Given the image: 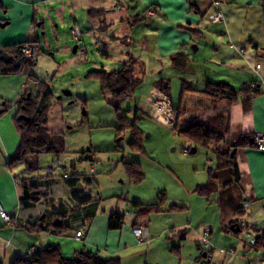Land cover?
Wrapping results in <instances>:
<instances>
[{"label":"rangeland","instance_id":"374dc122","mask_svg":"<svg viewBox=\"0 0 264 264\" xmlns=\"http://www.w3.org/2000/svg\"><path fill=\"white\" fill-rule=\"evenodd\" d=\"M63 2L65 8L62 16L60 11L63 9ZM63 2L37 6L35 26L40 23L42 26L31 28L34 38L38 40L35 45L40 51L38 62L33 66L31 75L51 96V111L47 119L48 130L62 134L65 155L61 158L67 156L68 163L69 161L82 163L77 165L80 168L78 172L85 170V174H88L89 163L86 161L94 162L96 168L93 179L101 191L96 221L108 216L104 213H121L125 216L121 228L123 229L131 220L129 215L134 217L137 210L155 205L158 210L150 211L145 218L148 233L156 232L154 237L149 239L148 245L143 241V245H139L146 250L147 255L130 258L123 263L120 260L121 264H264L262 249L264 248V217L259 214L258 217L255 216L254 221L247 222H244V218L240 219L246 224V229L253 226L254 229L263 231V238H258L255 245L249 246L253 248L251 251L244 252L242 244L249 245L253 232L225 236L220 228L216 194L206 199L194 193L197 187L204 186L208 182L210 174L216 180L217 173L228 171L232 175L233 170H219L218 165L223 161L217 159L211 150L197 147L194 154L185 153L187 140L177 134L180 122L177 123L176 120L174 128H169L170 126L152 119L149 114L150 107L147 101L156 90L155 84L159 82L168 84V100L173 113L176 114L174 110L177 108H182L185 113L180 114V118L184 120L190 118L194 120L201 114V105L195 102L196 97L193 98L191 94L182 92L181 82L186 81L196 89L201 86L202 75L197 72L192 76L189 71L202 69L205 62L203 57H210L212 50L207 47V54H204L203 46L196 53V62L191 60L182 71L174 69L170 62H164L162 65H158L155 61L143 62L145 75L140 84L127 100L114 103L109 93L101 92L99 82L93 73L117 71L124 62L119 54V50L123 49L122 46L102 40L106 37V29H109L110 36L117 34L118 28H114L115 17L110 18V26L107 19L101 18L102 22L99 21L96 27L99 30L90 32L95 26L91 24L90 27L87 14L82 9L84 6L77 4V8L73 9L65 3L66 1ZM51 6H54V9ZM134 8L136 11V7ZM121 12L123 16H128V9ZM146 12L147 10L144 12L145 16H147ZM73 18L76 24L73 23ZM207 21V18L203 19V26H208ZM150 22L151 20L143 18L142 23L147 25L144 28H152ZM7 28L10 27H6L5 30ZM77 28L81 33L79 41L72 38V31ZM186 29L190 28L186 27ZM251 31L252 29L248 30ZM105 43H107L106 48ZM122 43L125 44L124 39ZM224 44L226 45L225 42ZM213 67L207 68L212 70ZM134 70L137 76L139 67L134 66ZM248 79V76L241 74L234 81L233 84L236 86L234 88L246 86L249 84ZM25 91L36 97L39 88L32 81ZM64 91L70 92L71 95H63ZM40 102L41 100L39 104ZM6 106H8L6 112L0 115V165L6 172L4 174L0 170L1 198L10 193L9 174L12 182L14 177L18 180L32 178V174L35 176L33 178L41 177L46 174L48 167H56L51 162L52 157L46 153L31 155L26 159V163H16L10 168L6 167L5 162L9 156H12L20 140L13 121L18 107L16 103H6ZM117 118H125L131 128L119 131ZM200 120L195 119L193 122L198 124ZM232 140V137H227L222 144L216 146L217 152L224 153ZM131 144H136L137 149H132ZM87 156L89 159L86 158ZM124 163L138 164L143 175L140 184H133L128 180L123 169ZM27 166L36 171L28 172ZM60 173L55 171L56 175ZM212 182L217 190L220 187L217 180ZM44 196L46 192L40 197ZM45 201L47 200L44 198ZM134 203L140 206L135 208ZM173 205L182 208V211H170ZM221 205L224 212H229L227 204ZM12 213L15 214L14 211ZM35 223L29 224L32 226ZM179 227H181L180 233L175 231ZM210 230L212 235L207 240L213 255L212 261H207L202 258L207 250L200 244L203 232ZM118 231L120 230L106 229L105 235L99 233L96 236L99 241L96 246L107 248L106 239L110 241L113 234ZM182 234L185 235V241L180 244L179 239ZM86 237L82 241H76L74 232H67L61 236L48 232L37 234L7 227L0 220V264H10L14 258H22L30 254L31 248L40 251L48 246H59L62 256L68 259L80 252L101 254L96 247H89ZM113 240L108 245H112ZM3 243H8L5 252L2 249ZM230 251L232 254L229 253ZM132 252L134 251L129 253Z\"/></svg>","mask_w":264,"mask_h":264},{"label":"crops","instance_id":"0c3cea01","mask_svg":"<svg viewBox=\"0 0 264 264\" xmlns=\"http://www.w3.org/2000/svg\"><path fill=\"white\" fill-rule=\"evenodd\" d=\"M63 1H66L65 3H68L73 9L77 8V4L84 6L82 9L87 14L90 27L95 26L94 29L89 27L90 32L99 30L96 27L99 21L102 22L101 18L107 19L109 23L110 18L115 17L114 28H118L117 34L110 36L109 29H106V37L102 40L122 46L123 49L119 50L122 60L126 61V55L130 54L141 62L143 69L145 66L143 62L145 61H155L158 65L170 62L174 68L177 55H182L186 59L187 67L191 60L196 62V53L203 46L205 49L204 54H207V47H209L212 50L211 55L207 58L203 57V62H205L202 69L199 67L201 71L199 69L198 71H195V69L189 71L188 69L192 76L196 75L197 72L202 75L201 86L197 89L192 87L194 90L204 91L206 82L222 83V81L235 90L241 89L234 88L236 86L233 83L243 74L249 77V84L256 83L260 94L248 98L238 95L237 102L227 105L225 100H219L217 104H213L210 96L188 93L193 98L196 97L195 102L201 105V114L195 118L201 119L198 124H206L208 117L222 112L223 117L227 118L228 137L233 139L231 144L243 135L264 136V13L261 11L260 0H0V47L27 42L36 43L38 40L34 38L31 28L35 26L37 6L55 5L57 2L61 3ZM62 4L63 9L60 12L63 16L65 4L64 2ZM51 7L54 9V6ZM134 7H136V11ZM67 8L69 9V7ZM125 9H128V16H123L121 12ZM146 10L152 12V15L145 16L144 12ZM216 10L222 13L223 20L214 25L207 21L208 26H203V19H206L209 13ZM88 11H97L100 14L89 17ZM140 13L141 15H139ZM143 18L151 20L149 25L151 24L152 28H144L147 25L142 23ZM72 21L76 24L75 18ZM8 26L10 28L5 30ZM35 27L41 28V23ZM179 27H189L191 30L188 31ZM220 27L221 29H218ZM249 29H252V31L248 32ZM123 39L125 44L122 43ZM105 44L106 48L107 43ZM111 46L115 47L116 45ZM230 46L233 48L231 49ZM247 49L248 51H246ZM239 50H243L244 53L240 55ZM107 57L108 55H106ZM35 64L27 72L20 75L0 76L1 111L7 109L6 103H17L21 94L32 83L28 80V77H33L31 73ZM256 64H260V69H255ZM208 66H214L215 70H209ZM174 111L179 113L177 118V123L180 122L181 124L179 129L196 124V122H193L195 119L184 120L180 118V114L185 113L182 108H177ZM49 133L52 132L49 131ZM186 146L191 147V143L187 142ZM209 150L213 152L212 148ZM66 157L58 160L52 158L51 162L56 166L62 165L68 172L76 176L74 187L71 188L68 185V181L62 178L59 170L57 171L60 174L56 175L54 172L55 175L53 174L50 177L43 174L38 177L42 185L40 193L42 195L46 192V196L40 197L39 203L33 209H24L19 202L21 192L16 183L18 179L14 177L11 182L10 174H7L9 176L10 185L8 187L10 193L9 195L6 194L4 198L0 197V208L8 214L14 211L15 214L12 215V218L23 224L37 222L42 214L67 213L68 225L72 229L70 232L73 233L82 225H86L88 227L86 242L89 243L90 248L93 246L101 251L100 257L105 259L120 258L123 263L129 261L130 258L140 257L141 255L146 256V250L139 247V245L142 246L143 242L148 245L149 239H152L156 232L151 231L148 233L145 221L136 222V226H134L135 219L131 215H129L131 218L129 224H125V228L123 227V229L113 234L112 239H114V242L112 241V245H108L112 239L110 241L106 239V242H108L105 244L107 248L96 246L99 243L96 236L99 233L106 234L109 216L117 212L104 213L108 216L101 221L95 220L101 195V191L93 179L95 164L92 168L89 164V172L85 174V170L78 172L80 168L77 165L82 163L70 161L68 163ZM234 163L236 168L232 175L228 171L216 175L217 184L220 186L215 192L217 196L216 204L219 212L220 228L223 232L231 223L241 218H244V222H247L254 221L255 216L258 217L259 214L264 217V149L262 151L255 148L238 149L234 155ZM0 170L6 174L3 166ZM31 176L32 178L35 177L33 174ZM72 190L79 191L80 194H88L91 199L75 204L70 199ZM44 198L47 201L44 202ZM16 200L17 202H15ZM243 201L249 202V208L243 210V214H239ZM221 204H227L229 212H224ZM88 219L90 223L86 224ZM0 220L2 222L1 218ZM137 228H142L141 241L143 242L141 243H139L133 232ZM180 228L175 231L180 233ZM209 234L212 235L211 230ZM229 235L225 233V236ZM179 240L182 244V241H185V235H183V239L180 236ZM7 246L8 243L2 244L4 252L7 250ZM242 248L244 252L253 249L245 244H242ZM262 249L264 250V248ZM130 251L134 252L129 253Z\"/></svg>","mask_w":264,"mask_h":264},{"label":"trees","instance_id":"16d2710c","mask_svg":"<svg viewBox=\"0 0 264 264\" xmlns=\"http://www.w3.org/2000/svg\"><path fill=\"white\" fill-rule=\"evenodd\" d=\"M260 4L261 11L262 13H264V0H260ZM95 14L98 15L100 13L97 11H88L89 17H92L93 15L95 16ZM179 28L186 29V27ZM186 30L190 31L191 28ZM23 44L24 43H19L0 47L1 77L16 76L23 73V61L18 53ZM134 66L139 67L137 76H135L134 73ZM185 68L186 59L182 55H177L174 61V69L183 70ZM93 74L99 82L101 92L109 93L114 103H120L127 100L133 90L140 84L142 78L145 75L141 62L133 58L130 54L126 55V61L121 64V68L119 70L111 72L97 71ZM28 80L33 81L37 84L39 93L36 97H34L30 93L24 91L16 103L18 112L13 121L19 134L20 140L15 152L6 162L7 168H10L11 165L16 163H26V159L29 156L35 154L46 153L56 160L65 155L64 139L62 134L49 133L47 128V119L49 111L51 109V96L45 90V87L39 84L35 78L29 76ZM155 86L156 89L160 90L168 97L167 83L159 82L155 84ZM181 90L183 93L210 96L212 97L211 101L213 104H217L219 100H225L227 105H232L233 103L237 102L238 95H242L248 98L251 96H258L260 94L259 90L257 89V85L254 82L237 90L231 88L225 83L206 82L204 91H197L189 86L185 81H182ZM40 100L41 102L39 104ZM115 108H117V105L115 106ZM5 112L6 110H2L1 114ZM175 112L178 116V111ZM25 119H28V121H25ZM117 122L119 131L124 130L125 128H131V126H128L125 118H117ZM131 133L133 132L131 131ZM177 134L183 136L188 143H191L188 154L192 149L196 150L197 147L203 148L205 150H209L212 148L213 153H215L216 155V158H220V160L223 161L222 164L218 165L219 170L231 169L234 171L236 168V165L234 163L235 152L238 149L254 148V135L248 134L241 136L237 141L228 146L227 150L224 153L219 154L217 152L216 146L222 144L229 135L227 118L223 117L222 112L215 113L212 117H208L206 124H192L188 127L178 129ZM130 147L132 149H137L136 144H131ZM86 158L89 159V156H87ZM89 161L86 162L90 164ZM61 167L63 166L57 165L55 168L53 166L48 168H52L54 172L56 170H59L62 174V171L60 169ZM123 169L128 180L131 183L140 184L143 181V175L140 172L137 163H124ZM26 170L28 172L36 171L30 166H27ZM70 174L71 177L64 180L68 181V185L72 188L75 186L76 176H74L72 173ZM52 175L46 172V176L50 177ZM213 180L216 181L217 178L215 180V178L210 174L208 176V182L204 186L197 187L194 190V193L198 196L208 199L216 192V188L214 186L215 184L212 182ZM16 182L21 192L19 198L21 206L24 209H33L40 201V187L42 186L40 184V179L26 178L17 180ZM70 199H72L73 203L77 204L88 199L90 200L91 197L88 194H80L79 191L72 190L70 193ZM133 205L135 208H138L140 206V204L137 205V203H134ZM154 210H156V212L158 211L156 205L147 209L137 210V213H135L134 216L135 220L133 225L136 226V222L145 221L148 213ZM170 211H182V208L173 205L172 207H170ZM239 214H243L242 203L241 211L239 212ZM12 215L13 213L10 214V223L3 224L13 229H24L28 232H35L37 234L41 232H48L56 236H61L72 230L68 225L67 213H60L55 215L42 214L39 216V219L35 223V225L32 226L15 221L14 218H12ZM124 217L125 216L123 214L119 213L111 214L109 216L108 229L120 230L124 223ZM88 223H90L89 219L87 220L86 224ZM240 223L241 220L231 223L230 226L224 229V232L233 235L242 234L245 229L240 227ZM232 226L238 227L240 232L238 234L232 233L230 231V228ZM78 229L74 232V236ZM207 233L209 237V231H207ZM207 238L204 239V241L203 237L201 238L200 246L207 250V253H205L202 258L206 259L207 261H212L213 253L211 252V245L208 242ZM181 239H183V234L181 235ZM206 244L208 246H206ZM31 249L32 250L30 254L25 255L22 258L16 257L10 262V264H121L119 258L105 259L92 252H80L75 254L73 258L67 259L62 256L59 246H48L44 249H41L40 251H36L33 248ZM220 253H222V251H220ZM209 256H211V258L208 260Z\"/></svg>","mask_w":264,"mask_h":264},{"label":"built area","instance_id":"2783aa9c","mask_svg":"<svg viewBox=\"0 0 264 264\" xmlns=\"http://www.w3.org/2000/svg\"><path fill=\"white\" fill-rule=\"evenodd\" d=\"M147 16H151L152 12L147 11L146 12ZM207 20L210 24L214 25L217 24L219 22H221L223 20V15L221 12H219L218 10L209 13L207 15ZM72 38L75 41H79L80 39V32L78 29H75L72 31ZM230 48L232 49L233 47L230 46ZM240 53V55H242L244 53L243 50H239L238 51ZM19 56L21 57L23 64H22V71L23 72H27L29 70V68L35 64L40 56V51L39 49L36 47L35 43H24L20 50H19ZM255 69H260V64H256L255 65ZM147 104L150 107V117L152 119H154L155 121L159 122L160 124L166 125V126H170L169 128H174L175 123H176V114L173 113V109H171V106L169 104V100L168 97L161 92L160 90H154L150 96V98L147 101ZM148 114V113H147ZM148 114V115H149ZM189 146H186L184 152L188 153L189 151ZM254 148L258 151H262L264 149V136L262 135H254ZM94 162L90 163V168H92ZM59 168V167H58ZM62 171V178L63 179H68L71 177L70 172H68L65 168L61 167L60 168ZM47 173L49 174H53L54 170L52 168H48L46 170ZM91 174V173H90ZM17 183V182H16ZM249 208V202L248 201H243L242 202V209L246 210ZM0 218L2 219L4 224H9L10 223V215H8L3 209L0 208ZM240 227L244 228L247 234L252 233L253 232V237L249 240V246H253L255 245L256 239L258 238H263V231H259L260 229H254L253 226H250L246 229V224H244L243 222L240 223ZM88 227L86 225H82V227H80L78 229V231L75 233L74 239L76 241H82L84 239V237L86 236ZM252 231V232H250ZM134 235L136 236V238L139 240V243H141V235H142V228H137L134 231ZM208 237V233L204 232L203 234V241L204 239H206ZM245 242V241H243ZM206 246H208L206 244ZM230 254H232V251L229 252ZM211 258V256L208 257V260Z\"/></svg>","mask_w":264,"mask_h":264},{"label":"water","instance_id":"95a60500","mask_svg":"<svg viewBox=\"0 0 264 264\" xmlns=\"http://www.w3.org/2000/svg\"><path fill=\"white\" fill-rule=\"evenodd\" d=\"M74 50H76V47L74 48ZM62 94L65 95V96H70V95H71V93L68 92V91H64ZM0 114H1V110H0ZM25 121H28V119H25ZM195 152H196V150H195V149H192V150L189 152V154L192 155V154H194ZM230 231H231L232 233H234V234H238V233L240 232L239 228H238V227H235V226H232V227L230 228Z\"/></svg>","mask_w":264,"mask_h":264}]
</instances>
